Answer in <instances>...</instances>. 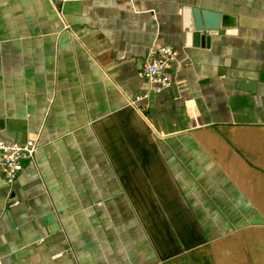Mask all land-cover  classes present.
I'll return each mask as SVG.
<instances>
[{"label": "crops", "instance_id": "1", "mask_svg": "<svg viewBox=\"0 0 264 264\" xmlns=\"http://www.w3.org/2000/svg\"><path fill=\"white\" fill-rule=\"evenodd\" d=\"M185 7L235 33L187 45ZM0 136L38 143L0 264H264V0H0Z\"/></svg>", "mask_w": 264, "mask_h": 264}, {"label": "built area", "instance_id": "2", "mask_svg": "<svg viewBox=\"0 0 264 264\" xmlns=\"http://www.w3.org/2000/svg\"><path fill=\"white\" fill-rule=\"evenodd\" d=\"M175 57L176 50L171 45L162 44L148 52L141 64L140 75L149 84V91L157 94L171 86ZM37 149L38 143L34 138L18 142L0 136V173L6 184L11 185L15 181L23 168L22 161L33 159Z\"/></svg>", "mask_w": 264, "mask_h": 264}, {"label": "water", "instance_id": "3", "mask_svg": "<svg viewBox=\"0 0 264 264\" xmlns=\"http://www.w3.org/2000/svg\"><path fill=\"white\" fill-rule=\"evenodd\" d=\"M182 19V30L187 45L191 44L193 39H199L201 46H208L210 37L221 30L235 33V17L232 15L185 7L182 10Z\"/></svg>", "mask_w": 264, "mask_h": 264}]
</instances>
